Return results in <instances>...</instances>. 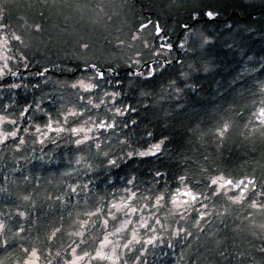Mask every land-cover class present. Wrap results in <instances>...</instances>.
<instances>
[{
  "label": "trees",
  "instance_id": "obj_1",
  "mask_svg": "<svg viewBox=\"0 0 264 264\" xmlns=\"http://www.w3.org/2000/svg\"><path fill=\"white\" fill-rule=\"evenodd\" d=\"M97 2V0H23V2L13 0L0 4L2 22L7 25L0 31V36L5 37L15 32L23 37L22 40H28L24 42V46L19 45V41L11 39L8 41L11 45V56L23 53L27 57L28 67L25 69L16 59L10 62L22 74V78L19 75L6 76L0 80V107L8 106L9 111L14 110V113H18L27 104L44 98L42 111L34 112L27 122L22 120L18 124L21 129L19 135L27 140L22 146L23 150L16 152L15 145L10 142L7 148L0 145V187L7 186L13 193L30 192L36 201L34 207L28 208L25 217H18L15 205L21 202L15 195L8 197L0 192V213L4 214L0 219H6L13 232L19 231L18 226L24 229L20 233L21 238L12 243L7 253L0 248V259L10 257L8 264H13L19 249L32 245L41 250V262L47 263V260L51 259L52 264H64V261L71 258L68 245L73 240H80V237L67 234L73 230L69 225L75 218L74 212L72 217L68 215L71 205L61 208L54 197L62 190H66L69 184L88 182V176L82 172H73L76 165L69 164L73 155L66 134L65 139H58L57 146L50 142L44 145L34 142V136L29 132L35 129L34 126L43 127L46 120L44 113L55 115L61 103L65 102L59 98L60 90L53 93L56 87L53 82L82 74L81 68L84 65L77 59L78 56L101 67L111 63L118 68V73L122 68L125 69V64L119 62L120 53L117 47L111 43L117 28L124 23L131 24V27H124L120 36L131 38L137 27L149 21L151 25L144 35L150 37L153 46L156 44L153 35L155 23L159 24L164 35L170 37V43H174L176 37L181 34L177 43L181 44L185 35L182 26L191 25L194 21L190 14L210 9L219 12L211 24L195 23L196 28H206L213 34L212 45L200 54L180 48V63L167 67L163 74L158 70L156 78L148 82L146 90L151 95L140 96L139 91L143 89L140 83L135 81V77H130L128 73L119 75L127 93L124 97L125 102L133 104L138 109L136 113L130 114L138 122L137 125L130 126L134 131L129 129L124 131L129 132L137 146L149 139L148 132L153 133L152 140L166 136L167 142L163 155L159 157L121 161L119 168L112 169V180L117 187L124 183L121 177L132 176L139 184L141 192H145L149 187L155 189L156 185H153L152 181L157 168L167 173L165 179L168 180L170 187H175L176 177L185 172L196 173V178L201 179L200 167L237 177L245 174H254L257 178L264 177V136L244 134L246 131L244 125L249 119L255 120L249 109L252 108L254 100L256 102L260 100L259 85L264 81V0H137V2L129 0L124 9H120L116 16L110 17V21L102 17L101 22L96 21L95 14L86 11V7L93 9ZM202 18L204 16L201 14L197 19L203 20ZM36 25L40 26V30L36 29ZM249 25L256 30L254 33L240 31ZM229 26L232 28L231 32L228 31ZM81 40L89 44L88 49L79 46ZM224 40L233 47L231 49L226 47ZM147 54L151 57L148 51ZM201 56L215 65L214 70L211 73L202 71L192 73L188 81L191 86H184L181 83L182 91L177 94L178 100L175 101L168 93L169 80L182 81L179 74L188 71L189 64L199 63ZM168 58L175 59L174 53L168 54L166 59ZM53 63L58 67L54 69ZM77 64H80V69H76ZM44 68L50 69L47 73L50 82L47 84L37 75V72ZM61 68L70 71L61 73ZM234 76L239 81L234 89L225 85L217 91L219 84H224L226 80L230 81ZM11 83L26 84L28 87L9 91L7 85ZM37 83L39 87H33ZM53 94L57 97L55 103L51 102ZM63 95L67 97L68 92H64ZM13 118H16L15 114ZM222 119L232 120L233 126L225 138L220 140L215 135V129ZM24 128H28L29 131L24 132ZM65 172L71 174L64 175ZM5 177L8 178L7 181ZM24 177L28 179L25 180ZM101 179L102 177L93 176V183L89 184L90 190H86L88 205L81 204V208L91 207L94 210V206H100L104 213L107 212L104 204L110 199L107 195L109 189ZM11 181L16 183L12 184ZM259 190L257 188V192ZM48 195H52L53 200H48ZM100 196L105 198L104 201H98ZM254 198L264 199L260 196ZM129 202L133 206L142 205L135 199ZM72 203H76L75 197L72 198ZM205 203L209 205L208 211L212 214L202 225L204 231H197L193 227V218H197L194 213L179 225L185 226L193 235L170 238L167 232H163L161 234L163 239L155 246L144 245L142 250L144 264H209V260L211 264H216L217 260L219 264H240L239 256L220 258L210 253L208 248L214 247L215 240H226L225 246L231 253H235L237 249L244 252L247 257L246 264H251L253 259L256 264H261L264 254L257 250L261 241L252 233L254 230L258 231V225L264 222V215L256 213L250 224L244 217L254 210L247 206L246 201L243 206L231 205L229 212L220 218L215 213L223 211V207L228 204L226 198H213ZM166 208L168 209L169 205L163 207L165 210ZM148 210V213L141 211L143 217H151L147 223L155 228L161 226L152 221V215L149 216V213L156 210L152 208ZM157 212L158 216L154 217L159 218L161 215L160 219L169 225V231L172 230L173 223L177 221L175 217L166 220L162 211ZM136 213L134 222L138 223L140 216L136 217ZM60 215L64 216L63 234H58V238L50 243L46 238V231L50 230L48 225ZM116 215L119 219L115 221L109 217L110 223L106 231L101 227L99 219L102 213L91 218V221L97 223L93 225L90 221L86 225V229H90V232L86 231L88 243L77 248L79 255L83 254V251L93 250L103 235H109L113 239L116 237L110 233H114L115 228L125 219L121 212ZM80 219L88 217L81 216ZM141 230L144 236L147 235L144 229ZM140 248V244H136L132 252L119 259L118 264H140L137 259L141 255V252L137 251ZM13 249H16V254H13ZM57 251L60 252L59 257L55 255Z\"/></svg>",
  "mask_w": 264,
  "mask_h": 264
},
{
  "label": "snow or ice",
  "instance_id": "obj_2",
  "mask_svg": "<svg viewBox=\"0 0 264 264\" xmlns=\"http://www.w3.org/2000/svg\"><path fill=\"white\" fill-rule=\"evenodd\" d=\"M2 2V0H0ZM206 16L209 21H213L219 12L214 9H210L205 12H193L190 14L191 19H197L200 15ZM3 17L0 16V31L4 30L7 25L3 22ZM37 30H40V26H35ZM142 27H146L142 25ZM183 28L185 30L184 40L179 45L181 49H188L194 54L203 53L206 48L213 43V34L210 33L206 28H196L195 24H184ZM155 30L157 35L161 32L159 24L155 25ZM228 31L231 32L232 28L229 26ZM240 31H248L254 33L256 30L251 27V25L241 28ZM15 40L23 43L20 35L12 32L3 38V47L6 49L8 47L9 40ZM133 39H136L134 36ZM122 43V42H121ZM226 47L231 49L233 45H229L227 40H224ZM79 46L84 49L89 48V44L81 40ZM27 47V45H25ZM161 49H167L169 54L173 49L171 43H164L160 45ZM163 55V52L159 53ZM13 59L18 61V64L22 65L25 69L28 67L27 57L23 53L17 56H0V80H3L6 76L17 77L21 76L18 69L14 68L10 63ZM81 60L84 69L80 76H72L67 79L57 80L53 82L55 84V91L60 90L61 96L59 97L64 103H61L60 107L56 110L55 115L50 113H44L46 116L43 129L40 126L35 127V133L39 134L34 136V142L41 145L45 143H52L58 146V139H65V134L67 135V142L72 146L73 159L69 160V164H75L76 167L73 168V172L84 173L88 176V182L80 181L79 183L69 184L66 190H62L59 195H55L54 199L58 202V206L61 208H67L71 205V210L68 212L69 217L73 216L75 213V218L69 225L73 230L68 231L69 236L80 237L79 241L73 240L71 244L68 245L71 252L73 253L74 259L64 261V264H78L80 260L84 257H88L89 253L83 251V255L77 254V248L82 244L88 243V238L86 236V231L90 232V229H86L93 216L98 213H102L101 227L106 231L109 226V217L112 221L119 219L116 215L118 212H123L125 219L120 223L119 227L115 228V232H121L128 226L132 225V220L130 217L132 214L141 210V205L133 206L129 204V200L140 201L143 207L152 208L156 211L159 209L171 205L168 208L167 215L165 219L179 217L181 220L185 219V214L189 212L190 209L197 211V218H193V227L200 232L204 229L202 225L207 222L209 213V205L205 201L212 200L213 198H226L228 204L223 207V211H217L216 216L223 218L225 214L229 212L231 205H241L243 206L247 201V206L250 209L255 210L254 212H249L245 215L244 219L252 223L253 217L256 213L264 215V199H256L254 197L260 196L264 198V177L257 178L254 174H245L243 176L237 177L226 173L213 171L209 168L200 167L199 175L201 179L196 178V173L185 172L176 177V186L170 187L169 182L165 179L167 173L161 172L157 168L153 173L152 184L156 185L153 189L149 187L145 192L140 191L139 184L132 176L121 177L124 183L117 187V184L112 180V169L120 167L121 161L132 160L135 158H140L143 160L147 157H159L163 155L164 148L166 146L167 137H162L159 140H152L151 137L153 133L148 132L149 137L141 145H136L133 143L129 132L124 131V129H129V131H134V128L130 126L137 125V121L131 117V113H136L138 109L131 103L125 102L124 97L127 93L123 88V81L121 80L118 68L114 67L109 63L106 67H101L96 63H92L89 60L83 59L80 56L77 57ZM131 59V58H130ZM195 59V55H194ZM171 61L165 59L164 61L156 60L154 64L144 63L142 65L141 60L137 59L132 61L128 65L129 68H138L139 71L130 72V77H135V81L139 82L141 89L139 91L140 96L147 97L151 95L146 90V86L149 81L154 80L157 76V69H160V74H163L167 70V67L171 66ZM142 65V66H141ZM58 66L53 63V68ZM215 65L200 57L199 63H193L188 65V71L181 72L179 75L182 81L178 82L175 79H170L168 87L175 92L180 94L182 91L181 83L184 86H191L188 84L189 78L192 73L204 72L211 73L214 70ZM254 67V65H253ZM76 69H80V64L76 65ZM50 71L48 68H44L42 72H38L37 75L40 76L45 84L50 82L47 73ZM61 73L65 71H70L64 68L60 69ZM239 83L237 77H232V79L226 80L224 84H219L217 86V91H220L225 85L229 88H235L236 84ZM28 87L26 84L11 83L7 85L9 91L12 89ZM33 87H39L33 85ZM70 90V91H69ZM193 91H198L193 89ZM64 92H68V96L63 95ZM260 100L256 102L253 101L252 108L249 109L251 115L256 119H249L248 123L244 125L245 135L248 133L258 134L264 136V81L260 82L259 85ZM33 101L32 104H27L22 107L18 113L9 111L8 106L0 107V145L5 148L9 147V142L15 145V151L21 152L27 140L25 137L19 135L21 129L18 124L23 120L27 122L34 112L42 111V101ZM57 97L53 94L51 96V102L55 103ZM142 103V101H141ZM16 118H13V116ZM233 126V121L230 119H222L215 129V135L220 140H223L226 134L230 131ZM24 132H28V128L23 129ZM42 159V158H41ZM207 159V157H205ZM207 173V175H205ZM71 173L65 172L64 175H70ZM93 176L102 177L101 182L108 186L107 195L110 197L104 204L107 208V212L104 213L100 206H94V210L91 207L81 208V204L88 205V196L86 190L89 189V184L93 183ZM7 177L5 180L7 181ZM25 180L28 177H24ZM161 181L163 183H161ZM15 184V181H11ZM259 188V192H257ZM205 189L207 191H205ZM0 192L5 193L8 197L15 195L16 199L21 203L15 205L16 215L18 217H25L28 214V208L34 207L36 201L34 200L32 194L27 191H17L13 193L7 186L0 187ZM76 198V203H72V198ZM48 200H53L52 195L47 196ZM104 197H98V201H104ZM215 203V201H213ZM199 205V209L196 206ZM115 210V211H113ZM0 213V216H3ZM152 215V213H149ZM81 216H87L88 219H80ZM64 216L60 215L59 218L48 225L50 230L46 231V238L51 243L58 238V234H63L64 231ZM93 225L97 221H91ZM139 227L144 229L147 238L142 239L136 227H131V240L127 244H124V248H129L132 243L140 244L141 248L137 251L141 252V255L137 257L140 264H144L143 261V248L144 245L155 246L159 243L163 237L157 235V232H167L170 238L173 237H186L191 236L193 233L184 228H176L169 231V225L164 221L155 218V223L161 225L160 229L153 227L151 224L147 223L145 217L141 216L139 218ZM78 225V227H77ZM19 231L13 232L12 228L7 223L6 219H0V248H3L7 253L9 247L12 243L18 240L20 233L24 231L22 226H18ZM115 234V233H110ZM256 239L261 241L258 251L264 254V222L258 225V231H253L252 233ZM38 238V237H37ZM110 243L108 241V235H105L104 240L101 242V248L106 244ZM226 240H215L214 247L208 248L210 253L220 258H235L239 256L240 264H246L247 257L244 252L239 249L235 253H231L229 249L225 246ZM169 246H171L169 244ZM255 247V245H254ZM13 254H16V249H13ZM51 256V252H49ZM57 257L60 256V252L55 253ZM117 255L115 247L113 248L112 256H105L104 253L98 249L96 250L95 257L100 259L115 260L113 256ZM41 258V250L32 245L30 247H22L19 249V254L16 255V259L13 264H39ZM10 257L6 256L5 259H0V264H8ZM47 264H52V260L48 259ZM211 264V260H209ZM219 264V260L216 261ZM251 264H256L255 260L251 261ZM264 264V260L261 261Z\"/></svg>",
  "mask_w": 264,
  "mask_h": 264
},
{
  "label": "rangeland",
  "instance_id": "obj_3",
  "mask_svg": "<svg viewBox=\"0 0 264 264\" xmlns=\"http://www.w3.org/2000/svg\"><path fill=\"white\" fill-rule=\"evenodd\" d=\"M11 1H13V0H2V2H0V4L3 2H11ZM18 1L23 2V0H18ZM97 1L98 2L93 9L89 8V6H88V7H86V11H88L89 14H95L96 21L101 22L102 17H104V18L106 17V20L110 21L111 20L110 17L116 16L120 9H124L125 5L127 4V2L129 0H97ZM133 1L137 2V0H133ZM202 19L203 20L199 21L200 23L201 22H207V23L211 24L215 21V20L209 21L206 16H204V18H202ZM199 22H197V23H199ZM142 25H144L146 27H142ZM142 25L137 27V29H135L132 32L131 38H129L126 36H120V33H122V30L124 27H126V26L131 27V24H125L124 23L121 27L117 28L115 34L113 35V37L111 39V43H113L117 47V49L120 53L119 62H122L125 64L124 65L125 69L122 68V70L119 71V75L126 74V73L130 74V72H132V71H139L140 70L138 68H129L128 67V65L131 64L132 61L139 59V60H141L142 65H143L144 63H147L148 61H150L154 58L165 60L169 54L167 49H161L160 48L161 44L170 43V42L167 41V39H166L167 36L164 35L162 32L159 36H156V34H155L156 23H155L154 29H153L154 39L156 40L155 46L152 45V40H150V37L144 35V34H147V29L151 25L150 22L149 21L145 22ZM101 28H102V26H101ZM182 28H183V26H182ZM22 29H23V27L21 26V31H22ZM184 31L185 30L183 28V32ZM24 33H25V31H24ZM134 36L136 37V39H133ZM3 38H4V36H0V56H5V55L11 56V52H10L11 45L8 43V47L5 49L2 46L3 45ZM21 38H23V37L21 36ZM178 39H179V37L177 36L176 41L174 43H171L173 45V49H172L171 53H174L175 59H177V57L180 56L179 55L180 52L178 54L176 51L177 49L180 50V47H179L180 44H177ZM22 41H23V43L19 42L18 44L19 45L22 44L24 46V42H26L28 40H26V41L22 40ZM147 51H148V53L151 54V57L148 56ZM161 52H163V55H159V53H161ZM16 54L17 53L15 52V55ZM175 59H169L168 58L167 60L173 61ZM0 63H2V61H0ZM179 63H180V61H179ZM83 69H84V67L81 68V72L83 71ZM158 70H160V69H157V71ZM42 71H39V72H42ZM167 89H168V93L170 95H172V97L175 101H177L178 100L177 94L175 92H173L169 87H167ZM41 128H42V130H44L43 127H41ZM29 133H31L32 136H38L39 135V134L35 133V129L30 131ZM128 203L130 204L129 201H128ZM169 207H171V205H169ZM196 209L203 211V209H200L199 205L196 206ZM113 211H115V210H113ZM141 211H145L147 213L149 212L148 208L143 207V205H141V210L136 213V217L143 216ZM158 211H162L163 214L166 216L168 209L166 208V210H165V209L161 208ZM194 213L197 215L196 210L190 209L189 212L185 214V219L181 220L178 216L175 217V219L177 221H175L173 223L172 227L170 226L172 228V230H174L178 227L179 228L182 227L185 229V226H182V225L179 226L180 223H182V221H187V219L190 218ZM158 214L159 213L157 211L152 212V221L155 222L156 217H154V215L158 216ZM121 215L123 216V212H121ZM149 216H151V215H149ZM134 217H135V213L132 214L130 217H128L132 220V225L128 226L127 228H125L121 232H118V233L114 232L116 235V237H114V239L109 237V235H108V241L110 243L106 244L103 248H101V242L104 240V237H105L103 235L101 237V239L99 240V242L97 243L96 247L93 250H91L90 252H88L89 256L84 257L82 260H80L78 262V264H95L96 262L99 264H113V260L93 258V257H95L96 250H98V249H100L104 253L105 256H112L114 247H115V251H116L117 255L113 256V259L115 260V264H118L119 259L124 258L127 253L132 252L134 250L133 248L135 247V245L138 244V243H132L129 248L123 247L124 244H127L129 242V240H131V227H136L138 229V232H139L140 237L142 239L147 238V235L144 236L143 230H141V228L139 227V223L134 222ZM160 218H161V215H160L159 219ZM145 219L147 220V222H149L151 220V217L146 216ZM138 220H139V218H138ZM160 228H161V226L157 227V229H160ZM162 233L163 232L158 231L157 235L161 236ZM125 237H126V239H125ZM77 254H79V253L77 252ZM69 255L71 256L70 259H74L73 253L71 251L69 252ZM82 255L83 254H81V256ZM39 264H47V263H44L43 261L42 262L39 261Z\"/></svg>",
  "mask_w": 264,
  "mask_h": 264
},
{
  "label": "water",
  "instance_id": "obj_4",
  "mask_svg": "<svg viewBox=\"0 0 264 264\" xmlns=\"http://www.w3.org/2000/svg\"><path fill=\"white\" fill-rule=\"evenodd\" d=\"M250 16H251V17H256V15H250ZM250 16H248V17H250ZM199 21H201V20L195 19V20L193 21L192 24H195V23H197V22H199ZM156 25H157V24H156ZM182 29H183V28H182ZM155 34H156V36H159V35L161 34V32L159 33V35H157V33H156V31H155ZM177 53H179V51H177ZM156 60L164 61V60H162V59H152V60L148 61L147 64H154ZM179 61H180V59H179V57H177L176 60L171 61V62H172L171 65H172V66H173V65H176V64L179 63Z\"/></svg>",
  "mask_w": 264,
  "mask_h": 264
}]
</instances>
